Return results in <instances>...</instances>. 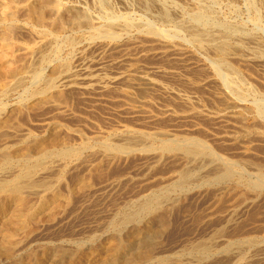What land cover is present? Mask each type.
Wrapping results in <instances>:
<instances>
[{
    "label": "rangeland",
    "instance_id": "rangeland-1",
    "mask_svg": "<svg viewBox=\"0 0 264 264\" xmlns=\"http://www.w3.org/2000/svg\"><path fill=\"white\" fill-rule=\"evenodd\" d=\"M41 1L0 0V112L7 118L0 128V152L10 149L14 157V163L0 165V181L39 156L27 145L30 136L49 142L54 137L59 142L51 150L91 143L82 149L84 156L69 161L53 154L50 170L36 175L53 186L27 189L31 194L25 190L26 205L18 206L1 194L0 225L6 229L0 228V242L5 243H0V264H66L79 250L102 253L103 261L113 240L130 250L121 264H264V0ZM36 2L46 12L43 20L35 16ZM71 11L83 19L81 23L69 17ZM87 15L91 18L85 19ZM222 41L234 47L227 62L216 59L213 50ZM27 64L35 69L27 70ZM62 69L76 74L75 80L63 83L57 78L52 91L37 103L34 90L45 87L51 73ZM136 131L155 138L134 144L130 135ZM181 137L196 139L206 155L191 161L178 151L161 149L162 141L181 142ZM123 139L135 145L129 153L103 148L104 141L119 144ZM24 149L29 157L21 153ZM183 170L191 177L180 184ZM147 200L158 204L119 225L117 220L127 211ZM144 221L152 225V232L137 233L134 226ZM8 246L11 250L5 253Z\"/></svg>",
    "mask_w": 264,
    "mask_h": 264
},
{
    "label": "bare ground",
    "instance_id": "bare-ground-1",
    "mask_svg": "<svg viewBox=\"0 0 264 264\" xmlns=\"http://www.w3.org/2000/svg\"><path fill=\"white\" fill-rule=\"evenodd\" d=\"M42 1H44V0H42ZM41 1V2H42ZM47 2L48 1H51V0H46ZM45 1V2H46ZM101 1V0H100ZM104 1V0H103ZM166 1V0H165ZM41 2L38 4V2H36L35 3V7H34V13H35V16H36V18L37 19H41L42 18V13L44 14V13H46L45 12V10H44V12H43V5L41 4ZM55 2H57V1H55ZM144 2V1H143ZM169 2V1H168ZM106 3H107V1H106ZM159 3V2H158ZM54 4V3H53ZM52 4V5H53ZM59 4V2L57 3V5ZM105 4V3H104ZM168 4V3H167ZM52 5H51V7H52ZM55 5H56V3H55ZM56 5V6H57ZM159 5H163V4H159ZM165 5H166V3L163 5L164 7H165ZM169 5V4H168ZM99 6H101V5H99ZM171 6V5H170ZM47 7V6H46ZM54 7V6H53ZM52 7V8H53ZM58 7V6H57ZM198 7V6H197ZM203 7V6H202ZM47 8H49V7H47ZM51 8V9H52ZM163 8V7H162ZM171 8V7H170ZM68 9V8H67ZM161 9V8H160ZM177 9V8H176ZM197 9V8H196ZM195 9V10H196ZM201 9V8H200ZM206 10H207V8H205ZM165 10V9H164ZM171 10V9H170ZM178 10V9H177ZM194 10V11H195ZM204 10V9H203ZM47 11V10H46ZM65 11H66V9H65ZM69 11V10H68ZM201 11V10H200ZM209 11V10H208ZM167 12V11H166ZM48 13V12H47ZM57 13V12H56ZM162 13V12H161ZM198 13H199V11H198ZM203 13H206L205 11H203ZM81 14V13H80ZM165 14H167V13H165ZM170 14V13H169ZM47 14H45L44 16H46ZM192 15H193V17H195L194 16V14L192 13ZM195 15H197V13L195 14ZM198 15H200V14H198ZM202 15V14H201ZM210 15V14H209ZM34 16V17H35ZM87 16H89V15H87ZM112 15H110V17H111ZM114 16V15H113ZM185 16H187V15H185ZM206 16V15H205ZM204 16V17H205ZM211 16V15H210ZM33 17V18H34ZM62 17V16H61ZM68 17V16H67ZM70 18H72L73 20H75V21H77V22H80L81 23V21L83 20H81L80 21V18H79V15L75 12V11H71V14H70V16H69ZM163 17V16H162ZM166 16L164 15V17H163V19L165 18ZM47 18V17H46ZM66 18V17H65ZM91 17L89 16V18H85V19H90ZM114 18H116V17H114ZM200 18L202 19V17L200 16ZM211 18V17H210ZM35 19V18H34ZM58 19H59V17H58ZM170 19V18H169ZM189 19V18H188ZM206 19V18H205ZM208 19V18H207ZM41 20H43V19H41ZM92 20V19H91ZM110 20H112L113 21V19H110ZM126 20H128V19H126ZM164 20H166V18L164 19ZM192 20L194 21V22H196L195 21V19H193L192 18ZM198 20V19H197ZM60 21H62V19H60ZM86 22H89V20H85ZM124 21V20H123ZM129 21V20H128ZM209 21V20H208ZM65 22V21H64ZM69 22V21H68ZM71 22V21H70ZM115 22V21H114ZM121 22V21H120ZM126 22V21H125ZM131 22V21H130ZM44 23V22H43ZM61 23V22H60ZM63 23V22H62ZM61 23V24H62ZM94 23V22H93ZM92 23V24H93ZM123 23V22H122ZM128 23V22H127ZM126 23V24H127ZM182 23V22H181ZM184 23V22H183ZM198 23H200V21L198 22ZM202 23H205V20H203V22ZM202 23H200V24H202ZM207 23V22H206ZM214 24H215V22H213ZM219 23V22H218ZM39 24H40V22H39ZM92 24H91V26H92ZM129 24V23H128ZM187 24H189V23H187ZM187 24H185V26L187 25ZM212 24V23H211ZM213 24V25H214ZM220 25H221V22L219 23ZM222 24H224V22L222 23ZM86 25V24H85ZM113 25V24H112ZM121 25V24H120ZM132 25H134V24H132ZM131 25V26H132ZM190 25V24H189ZM189 25H187V27L189 26ZM193 25V24H192ZM209 25V24H208ZM216 25H217V23H216ZM220 25H219V27H220ZM232 24H230V26H231ZM64 26V25H63ZM76 26V25H75ZM82 26H84V24L82 25ZM88 26V25H87ZM90 26V27H91ZM94 27H95V24L93 25ZM113 26H115V24L113 25ZM118 26V25H117ZM126 26V25H125ZM130 26V25H129ZM197 26H198V24H197ZM224 26V25H223ZM1 27V26H0ZM97 27V26H96ZM128 27V26H127ZM210 27V26H209ZM215 27L216 26H214V28H212V29H215ZM217 27H218V25H217ZM221 27H222V25H221ZM220 27V28H221ZM79 28V27H78ZM77 28V29H78ZM80 28H81V26H80ZM104 28H106V27H104ZM103 28V29H104ZM192 28V27H191ZM197 28V27H196ZM208 28V27H207ZM219 28V29H220ZM236 28V27H235ZM91 29V28H90ZM103 29H102V31H103ZM108 29V28H107ZM202 29V28H201ZM201 29H200V31H201ZM218 29V28H217ZM240 29V28H239ZM109 30V29H108ZM197 30V29H196ZM203 30V29H202ZM210 29H208V31H209ZM222 30V29H221ZM227 30H229V29H227ZM242 30V29H241ZM116 30H114V32H115ZM151 31V30H150ZM206 31V30H205ZM204 31V32H205ZM207 31V32H208ZM215 31V30H214ZM225 31H226V29H225ZM231 31V30H230ZM233 31H234V29H233ZM244 31V30H243ZM44 32H46V31H44ZM43 32V33H44ZM97 32V31H96ZM105 32V31H104ZM107 32H109V31H107ZM152 32V31H151ZM163 32V31H162ZM196 32V31H195ZM210 32V31H209ZM239 32V31H238ZM164 33V32H163ZM162 33V34H163ZM219 33H221L222 34V32L220 31ZM226 33V32H225ZM224 33V34H225ZM227 33H229L228 31H227ZM226 33V34H227ZM233 33V32H232ZM243 33V32H242ZM242 33H241V35H242ZM245 33V32H244ZM201 34V33H200ZM204 34V33H203ZM207 34V33H206ZM213 34V36H214V33H212ZM240 34V33H239ZM246 35H247V33H245ZM47 35V34H46ZM109 35H110V32H109ZM156 35H158V34H156ZM198 36H199V34H197ZM215 35H217V34H215ZM229 35V34H228ZM235 35V34H234ZM246 35H244V36H246ZM45 36V35H44ZM50 36V35H49ZM53 36V35H52ZM91 36V35H90ZM119 36V35H118ZM164 36V35H163ZM206 36H208V35H206ZM218 36V35H217ZM222 36H223V34H222ZM232 36V35H231ZM237 36V35H236ZM235 36V37H236ZM243 36V35H242ZM241 36V37H242ZM251 36V35H250ZM45 37H47V36H45ZM117 37V36H116ZM115 37V38H116ZM197 37V36H196ZM229 37V36H228ZM233 38H235L234 36H232ZM249 37V36H248ZM237 38V37H236ZM71 39V38H70ZM198 39V38H197ZM200 39H202V38H199V40ZM220 39V38H219ZM218 39V40H219ZM222 39V38H221ZM255 39V38H254ZM74 41L75 42V40L74 39H71L70 41ZM112 40V39H111ZM198 40V41H199ZM211 40V39H210ZM210 40H207V41H210ZM214 40V39H213ZM229 40H230V37H229ZM233 40V39H232ZM237 40V39H236ZM243 40V39H242ZM249 40H253V39H251V37H249ZM195 41V40H194ZM198 41H197V43H198ZM212 41V40H211ZM210 41V42H211ZM234 41V40H233ZM244 41V40H243ZM54 42V41H53ZM68 42H69V40H68ZM204 42H206V40L204 41ZM220 42V41H219ZM231 42V41H230ZM237 42H239V41H237ZM245 42L246 41H244L243 43L245 44ZM71 43V42H70ZM242 43V44H243ZM76 44V43H75ZM199 44V43H198ZM204 44V43H203ZM59 45V44H58ZM72 45V44H71ZM74 45V44H73ZM233 45V44H232ZM204 46V45H203ZM216 46H217V44H216ZM201 47V46H200ZM242 47V46H241ZM243 47H245V46H243ZM232 48H234V47H231L230 46V44L229 43H227L226 41H222L218 46H217V48L216 47H213V50L214 49H216V51L215 52H217V57H216V59H219V60H221V61H223V62H227V59H228V55H229V53L231 52V50H232ZM212 50V51H213ZM244 50H245V48H244ZM237 51V50H236ZM240 51V50H239ZM60 52V51H59ZM241 52V51H240ZM214 53V52H213ZM238 54H239V52H237ZM42 54V53H41ZM215 54V53H214ZM47 55V54H46ZM215 55V56H216ZM48 56V55H47ZM49 56H51V54L49 55ZM46 57V56H45ZM229 57H231V56H229ZM234 57V56H233ZM215 58V57H214ZM233 59V58H232ZM40 60V59H39ZM218 60V61H219ZM41 61V60H40ZM39 61V62H40ZM216 61V60H215ZM221 61H219V62H221ZM218 62V63H219ZM217 63V64H218ZM222 63V62H221ZM221 63H220V66H222L221 65ZM233 63V62H232ZM37 64V63H36ZM40 64H42V63H40ZM70 63H68V65H69ZM228 64V63H227ZM230 64V63H229ZM27 65H29V64H27ZM26 65V66H27ZM39 65V64H38ZM44 65V64H43ZM232 65V64H231ZM24 67L25 69L28 67ZM40 66V65H39ZM65 66H67V65H65ZM233 66H235V64L233 65ZM56 67V66H55ZM223 67H224V64H223ZM226 67V66H225ZM229 67H230V65H229ZM228 67V69L230 70V68ZM33 69H35L34 67H32ZM57 68V67H56ZM64 68V67H63ZM33 69H31L30 68V65H29V69L27 68V70H32L33 71ZM60 69V68H59ZM66 69H67V67H66ZM69 69H70V66H69ZM225 69H227V68H225ZM228 69H227V71H228ZM58 69H56V71H57ZM239 70V69H238ZM32 71H31V73H32ZM36 71V70H35ZM34 71V72H35ZM64 71V72H63ZM232 71V70H231ZM230 71V72H231ZM237 71V70H236ZM28 72V71H27ZM70 72V71H69ZM69 72H66V70H61V72H52L51 73V77L48 79L47 78V80H49V81H47L46 83V86L45 87H42V88H40L38 85H37V87H39V89H37V90H34V92H33V94H32V96L34 97V98H36V99H38V102L37 103H39V102H42V101H39L40 99H41V97L43 96V94H45V93H49V92H51L52 90H51V88H53L54 87V81H56V79L57 78H59V80L62 82L63 81V83H68V82H71V81H74L75 80V77H76V74H74V73H69ZM235 72V71H234ZM25 73H26V71H25ZM27 74V73H26ZM227 74H228V72H227ZM229 74H231V73H229ZM228 74V75H229ZM3 75L5 76V75H7V74H5V73H3ZM233 75H234V73H233ZM2 76V75H1ZM7 76H9V74L7 75ZM6 76V78L8 79L9 77H7ZM30 76V75H29ZM225 76V75H224ZM3 77V76H2ZM1 77V78H2ZM10 77H11V75H10ZM46 77V76H45ZM229 78H230V76H228ZM238 77V76H237ZM236 77V78H237ZM240 77V76H239ZM23 78V77H22ZM40 78V77H39ZM234 78V77H233ZM232 77H231V79H233ZM5 79V78H4ZM224 79H226V78H224ZM228 79V78H227ZM226 79V80H227ZM6 80V79H5ZM19 80V79H18ZM144 80V79H143ZM234 80H236L235 78H234ZM0 81H1V79H0ZM230 81V80H229ZM228 81V82H229ZM237 81H239L238 80V78H237ZM8 82V81H7ZM226 82V81H225ZM232 82V81H231ZM9 83V82H8ZM19 83H20V80H19ZM58 83V82H57ZM56 83V84H57ZM73 83V82H72ZM227 83V82H226ZM234 83V82H233ZM5 84V83H4ZM18 83H15V85H17ZM235 84H241V82L240 83H235ZM1 85H3V84H1ZM7 85V84H6ZM14 85V86H15ZM41 85V84H40ZM44 85V84H43ZM227 85H229L228 83H227ZM241 85H243V84H241ZM240 85V86H241ZM229 86H232L231 85V83H230V85ZM233 86H235L234 84H233ZM239 86V87H240ZM3 87H4V89H7V86H4L3 85ZM56 87V86H55ZM226 87V86H225ZM228 88V87H227ZM231 88V87H230ZM235 88H237V90H238V87H234V89ZM3 89V88H2ZM1 89V90H2ZM12 89V88H11ZM10 89V90H11ZM242 89V88H241ZM240 90V89H239ZM7 91H8V89H7ZM230 91H232V89L230 90ZM235 91V90H234ZM9 92V91H8ZM242 92H243V90H242ZM58 93V92H57ZM235 93H236V91H235ZM5 94H8V93H5ZM238 94H240V93H238ZM241 95H243V93H241ZM48 96V95H47ZM51 96H52V94H50L49 96H48V99H50L51 98ZM56 96V95H55ZM54 96V101H55V98L57 97H55ZM29 97V96H28ZM59 97V96H58ZM57 97V98H58ZM47 99V100H48ZM27 100H30V99H27ZM43 100L45 101L46 100V98L44 99L43 98ZM57 100V99H56ZM50 101H52V100H50ZM231 101V100H230ZM56 102V101H55ZM235 103V102H234ZM263 103V102H262ZM23 105V104H22ZM232 105H234V104H232ZM264 106V105H263ZM21 106H19V107H16V108H20ZM255 108V107H254ZM4 109V108H3ZM5 109H6V107H5ZM13 110V109H12ZM254 110V109H253ZM18 112H19V109L17 110ZM252 111V110H251ZM255 111V110H254ZM20 112H21V110H20ZM253 112V111H252ZM264 112V111H263ZM8 113V112H7ZM17 113V112H16ZM4 114V113H3ZM15 114V113H14ZM256 114V113H255ZM17 115V114H16ZM262 115H264V114H262ZM12 118V117H11ZM7 118L6 117H3L2 116V112H0V128L1 127H3V126H5V125H7V120H6ZM12 119H15V118H12ZM18 120V119H17ZM13 121V120H12ZM16 121V120H15ZM14 121V122H15ZM13 123V122H12ZM15 124V123H14ZM13 124V125H14ZM18 125V123L16 124V125H14V126H17ZM11 126V125H10ZM21 126V125H20ZM7 127V126H6ZM9 128V127H8ZM16 128V127H15ZM12 129V128H11ZM17 129V128H16ZM15 129V130H16ZM18 129H21V127H18ZM22 130V129H21ZM17 131V130H16ZM124 131V130H123ZM22 132V131H21ZM127 132H128V130H127ZM130 132H131V130H130ZM24 133V132H23ZM160 132H158L157 134H159ZM21 134V133H20ZM25 134H27V133H24L23 134V136L25 135ZM31 134V133H30ZM161 134V133H160ZM159 134V135H160ZM163 134H165V132H163ZM168 134V133H167ZM6 135H8L7 137H9V135L10 134H6ZM36 135H38V134H36ZM124 135V134H123ZM132 135V134H131ZM130 135V138L132 139V143H134L133 141H135L136 143L138 142H140V140H142V139H146V138H151V139H154L155 138V136H153V135H151V134H147V132H145V133H143V132H134V134L131 136ZM2 136V135H1ZM16 137L18 136V135H15ZM20 136V135H19ZM18 136V137H19ZM43 136V135H42ZM53 136H56V135H53ZM119 136H120V134H119ZM168 136V135H167ZM170 136V135H169ZM12 137H14V136H12ZM22 137V136H21ZM25 137H27V135H25ZM163 137H164V135H163ZM179 137V136H178ZM2 138H4V137H2ZM10 138V137H9ZM47 138V137H46ZM53 138V139H52ZM50 137V142L49 141H46V139H44V137L43 138H38V137H33V136H30L29 137V139L27 140V142H28V144L27 145H29V146H31L30 148H32V146H34L38 151H39V156H37V158L34 160V161H31V162H29L28 160H27V164H26V166L24 167V169L21 171L20 170V172L18 173V174H16V175H14L12 178H10L9 176H7V177H9L10 179H7L6 181H4V182H1L0 181V197H1V194H5V196L6 197H8V198H10L11 200H12V202H14L15 204H18V206H22V203H25V202H23V201H25L24 199H26V198H24V194H25V190L26 191H28L27 189H33V190H38L37 188L38 187H45V189L46 190H50L51 189V185L52 184H46V183H43L42 181H40V180H37V178H38V176H37V178H36V175L38 174V171L39 170H50V165H51V160H50V158H52V155L53 154H56V156H59V157H61L62 159H64V160H68L69 161V159H71V158H73V157H76V156H79L80 154H81V152H82V149H84V148H87V147H89L90 146V143H91V141L90 142H85V143H83L81 146H78V147H69V146H63V147H61V148H58V149H56V148H54L53 150H51V147L53 148V146H54V143L56 144L57 142H59V141H56V142H54V137ZM56 138H58V137H56ZM125 138H126V136H125ZM182 139V141L181 142H177V141H174V140H171V141H162V143H161V149H163V150H165V151H178V154H179V152L181 153V154H183L185 157H187V158H189L190 160L191 159H194V158H196V159H198V158H200V159H202V157H204V155H206L205 153H206V149H205V147L203 146V145H201L200 143H198L197 141H195L192 137H181ZM195 138V137H194ZM1 139V138H0ZM20 139V138H19ZM19 139H17V140H19ZM48 139V138H47ZM121 139H122V137H121ZM180 139V138H179ZM15 141H17L16 139H14ZM14 140H12V141H14ZM126 140V139H125ZM124 139H123V143H121L120 141H119V144H114V143H110V142H108V141H104V142H102V145H103V148L105 149V150H107V151H115V152H127V151H130V150H132L133 148H135V147H133V146H135L134 144L132 145L131 144V142L129 141V142H124L125 141ZM147 140V139H146ZM11 141V142H12ZM127 141V140H126ZM151 141V140H150ZM23 142V141H22ZM61 142V141H60ZM64 142H66L65 140H64ZM68 142V141H67ZM66 142V143H67ZM143 142H145V140H143ZM9 143V142H8ZM7 143V144H8ZM13 143V142H12ZM69 143V142H68ZM138 143H137V145H138ZM147 143H149V142H147ZM10 144V143H9ZM25 144V143H24ZM23 144V145H24ZM49 144L51 145L52 144V146H49ZM70 144V143H69ZM140 144V143H139ZM142 144V143H141ZM57 145V144H56ZM101 145V146H102ZM143 145H147L146 143H144ZM0 146H1V144H0ZM5 146V145H4ZM3 146V147H4ZM9 146V145H8ZM24 146H26V145H24ZM97 146V145H96ZM99 146H100V144H99ZM14 147V146H13ZM28 147V146H27ZM26 147V148H27ZM58 147V146H57ZM98 147V146H97ZM12 148V147H11ZM15 148V147H14ZM13 148V149H14ZM95 148V147H94ZM136 148H138V147H136ZM144 148V147H143ZM13 149H11V150H13ZM20 149H23V147L22 148H20ZM34 149V148H33ZM149 149H151V148H149ZM157 149V148H156ZM160 149V150H161ZM17 150V149H16ZM19 150V149H18ZM36 150V151H37ZM14 151V150H13ZM22 151V150H21ZM24 151H26V152H24ZM31 151V150H30ZM35 150H33V152H34ZM35 151V152H36ZM100 151V150H99ZM148 151H150V150H148ZM165 151H164V153H165ZM16 152V151H15ZM24 152V154L23 155H25V156H27L28 155V157H29V154H27L28 152H27V149H24L21 153H23ZM84 152V151H83ZM98 151H96V153H97ZM101 152V151H100ZM161 152V151H160ZM18 152H16L15 154H17ZM19 153H20V150H19ZM104 153H105V151H104ZM127 153H129V152H127ZM176 153V152H175ZM93 154V153H92ZM98 154V153H97ZM103 154V153H102ZM110 154V153H109ZM118 154V153H117ZM123 154V153H122ZM168 154V153H167ZM177 154V155H178ZM30 155H32V152H31V154ZM82 155V154H81ZM96 155V154H95ZM112 155V154H111ZM16 156V155H15ZM20 156V155H19ZM82 156H84V155H82ZM212 156V155H211ZM14 157H13V154L11 153V151H10V149L8 150V149H5V150H2L1 152H0V165H7V164H9V163H14V159H13ZM57 159V158H56ZM47 160V161H46ZM79 160V159H78ZM206 160V159H205ZM209 160V159H208ZM208 160H206V161H208ZM54 161V160H53ZM56 161V160H55ZM67 161V162H68ZM186 161H187V159H186ZM189 161V160H188ZM192 161V160H191ZM195 161V160H194ZM210 161V160H209ZM216 161V160H215ZM21 162V161H20ZM62 162V161H61ZM200 162V161H199ZM53 163V162H52ZM190 163V162H189ZM208 163V162H207ZM212 163V162H211ZM217 163V162H216ZM64 164V163H63ZM63 164H61V165H63ZM195 164V163H194ZM197 164V163H196ZM199 164V163H198ZM197 164V165H198ZM203 164V163H202ZM205 164V163H204ZM213 164V163H212ZM16 165V164H15ZM14 165V166H15ZM214 165H218L219 166V164H214ZM191 166V165H190ZM193 166V165H192ZM201 166H204V165H201ZM5 167V166H4ZM18 167V166H17ZM19 167H20V165H19ZM187 167V166H186ZM185 167V168H186ZM8 168V167H7ZM52 168V167H51ZM54 168V167H53ZM57 168H58V165H57ZM191 168V167H190ZM198 168V167H197ZM200 168H202V167H200ZM215 168V167H214ZM21 169V168H20ZM221 170H222V168H220ZM15 170V169H14ZM60 170V169H59ZM189 170V169H188ZM191 170H194L193 168H191ZM214 170H216V169H214ZM18 171V170H17ZM16 171V172H17ZM52 171V170H51ZM51 171L49 172V173H51ZM55 171H56V169H55ZM225 171V170H224ZM259 171V170H258ZM46 172H48V171H46ZM45 172V173H46ZM53 172V171H52ZM183 173V175H182V173ZM260 172H262V171H260ZM180 173H181V175H182V177L179 179L181 182H180V184H183V183H185L187 180H190V179H188L189 177H191L189 174L191 173V172H189V171H187V170H183V171H180ZM192 173H193V171H192ZM201 173V172H200ZM217 173V172H216ZM219 173H220V171H219ZM221 173H222V171H221ZM232 174H234L233 172H231ZM41 174V173H40ZM48 173H46L45 175H47ZM58 175H59V172L57 173ZM64 174V173H63ZM223 174H224V172H223ZM228 174H229V172H227L226 171V173L224 174V177L227 175L228 176ZM5 175V174H4ZM39 175V174H38ZM58 175H56V176H58ZM179 175V174H178ZM197 176H195V177H201L202 175H200V176H198V174H196ZM40 176V175H39ZM219 176H221V175H219ZM256 176H260L259 174L258 175H256ZM261 176H262V174H261ZM1 177V176H0ZM3 177V176H2ZM41 177H43V176H41ZM45 177H47V176H45ZM194 177V176H193ZM203 178H204V175L202 176ZM215 177V176H214ZM217 177V176H216ZM263 177V176H262ZM44 178V177H43ZM42 178V179H43ZM49 178V177H48ZM52 178H53V175H52ZM209 178V177H208ZM1 179V178H0ZM3 179H4V177H3ZM54 179V178H53ZM56 179V178H55ZM194 179V178H193ZM196 179V178H195ZM207 179V178H206ZM217 179V178H216ZM223 179V178H222ZM225 179V178H224ZM2 180V179H1ZM62 180V179H61ZM61 180L59 181L60 183H61ZM84 180V179H83ZM214 180V179H213ZM220 180H221V178H220ZM233 180V179H232ZM46 181H47V179H46ZM52 181V180H51ZM56 181V180H55ZM86 181V180H85ZM196 181V180H195ZM223 181V180H222ZM264 181V180H263ZM57 182V181H56ZM59 182H58V184H59ZM80 182V181H79ZM84 182V181H83ZM256 182V181H255ZM52 183H54L53 181H52ZM189 183V182H188ZM57 184V185H58ZM86 184V183H85ZM176 184H178V186H179V183H176ZM175 184V185H176ZM257 184H259V183H257ZM56 185V186H57ZM82 185V184H81ZM88 185V184H87ZM86 185V186H87ZM260 185H262V184H260ZM53 186V185H52ZM80 186V185H79ZM83 186V185H82ZM181 186V185H180ZM257 186H259V185H257ZM84 187V186H83ZM253 187V186H252ZM260 188V187H259ZM180 189V188H179ZM42 190H44V189H42L41 188V190H40V192L42 193ZM57 190V189H56ZM257 190V189H256ZM39 191V190H38ZM37 191V192H38ZM54 191V190H53ZM33 192H36V191H33ZM37 192L35 193V194H37ZM58 192V191H57ZM57 192H55V193H57ZM28 193L29 194H31L30 193V190L28 191ZM46 193V192H45ZM45 193L43 194V195H45ZM54 193V192H53ZM60 193V192H59ZM157 193V192H156ZM28 194V195H29ZM34 194V193H33ZM32 194V195H33ZM52 194V193H51ZM62 193H60V195H61ZM27 195V193L25 194V196ZM27 195V196H28ZM47 195H48V193H47ZM49 195H50V193H49ZM53 195H55V194H53ZM57 195V194H56ZM63 195V194H62ZM151 195V194H150ZM3 196V195H2ZM31 196V195H30ZM39 196V195H38ZM65 196H67V195H65ZM65 196H64V198H65ZM154 196V195H153ZM168 196V195H167ZM46 197V196H45ZM49 197V196H48ZM58 197H59V195H58ZM63 197V196H62ZM160 197H162V195L160 196ZM53 198H54V196H53ZM63 198V199H64ZM152 198V197H151ZM1 199V198H0ZM63 199L61 200V202L63 201ZM30 200V199H29ZM42 200V199H41ZM41 200H40V202H41ZM51 200V199H50ZM66 200H68V199H66ZM166 200V199H165ZM27 201H28V199H27ZM45 201V203L46 202H48L47 200H44ZM43 201V202H44ZM60 201V200H59ZM2 202H4V201H2ZM8 202V201H7ZM42 202V203H43ZM66 202V201H65ZM64 202V203H65ZM162 202V201H161ZM52 203V202H51ZM60 203V202H59ZM29 204H30V202H29ZM139 204V203H138ZM158 204V201L157 200H147V201H144V202H142L141 201V203L139 204V206L135 209L134 208V210L133 211H127V213H125L124 215H123V217H122V219H120V220H117V221H119V225H123V224H126V223H128V222H131V221H134V220H136L138 217H139V214H140V212H142V211H144V210H148V211H151L156 205ZM162 204V203H161ZM160 204V205H161ZM25 205H26V203H25ZM44 204H42L41 206H43ZM56 205H57V202H56ZM10 206V205H9ZM17 206V207H18ZM47 206V205H46ZM49 206H52V205H50V203H49ZM137 206V205H136ZM6 207H8V206H6ZM13 207V206H12ZM15 207H16V205H15ZM45 207V206H44ZM55 207V206H54ZM53 207V210L55 209ZM1 208V207H0ZM10 208V207H9ZM22 208H24V209H26L25 207H21V209ZM14 209V208H13ZM20 209V208H19ZM18 209V210H19ZM28 210V209H27ZM27 210H24L25 212H27ZM30 210H31V207H30ZM154 210H158V209H154ZM1 211V210H0ZM14 211V210H13ZM17 211V210H16ZM51 211V210H50ZM49 211V212H50ZM8 213V212H7ZM13 213V212H12ZM19 213V212H18ZM21 213V212H20ZM154 213V212H153ZM156 213V212H155ZM26 214V213H25ZM121 214V213H120ZM146 214V213H145ZM149 214V213H148ZM157 214V213H156ZM156 214H154V215H156ZM23 215V214H22ZM21 215V217H23ZM142 215V214H141ZM1 216V215H0ZM18 216V215H17ZM30 216V215H29ZM32 216V215H31ZM33 216H35L34 214H33ZM9 217V216H8ZM13 217V216H12ZM11 216H10V218H12ZM20 217V218H21ZM144 217V216H143ZM148 217V216H147ZM158 217H160V216H158ZM20 218H18V217H16L15 219H19V220H21ZM23 218H25V217H23ZM31 218V217H30ZM120 218V217H119ZM3 219H4V217H3ZM6 219V218H5ZM8 219V218H7ZM146 219V218H145ZM144 219V220H145ZM158 219V218H157ZM161 220H163L162 218H161ZM7 221V220H6ZM8 221H10L9 219H8ZM13 221V220H12ZM11 221V222H12ZM24 221V220H23ZM143 221V220H142ZM155 221V220H154ZM3 222V221H2ZM25 222V221H24ZM6 224L7 222H3L2 224ZM8 223H10V222H8ZM12 223H15V222H12ZM11 223V224H12ZM17 223V222H16ZM20 223V222H19ZM117 223V222H116ZM136 223V222H135ZM18 224V223H17ZM20 224H22V222L20 223ZM19 224V225H20ZM10 225V224H9ZM9 225H7V226H9ZM13 225V224H12ZM11 225V226H12ZM116 225V224H115ZM157 225V224H156ZM1 226H3L4 227V225H0V228H1ZM6 226V225H5ZM6 226V227H7ZM17 227V225L15 224L14 226H12V227ZM21 226V225H20ZM19 226V227H20ZM12 227H8V228H12ZM16 227L15 228H12L13 230H15L16 229ZM22 227H24V226H22ZM26 227V226H25ZM133 227V226H132ZM135 228V231L137 232V233H142V231H141V229H147V230H150L151 228H152V225H150V223H149V221H144L143 222V224L142 225H135L134 226ZM157 227V226H156ZM5 228V227H4ZM125 228V227H124ZM6 229V228H5ZM19 229L20 228H18V231H19ZM123 229V228H122ZM122 229H120V230H122ZM153 229V228H152ZM152 229H151V232H152ZM1 230V229H0ZM9 230V229H8ZM21 230V229H20ZM24 230V229H23ZM22 230V231H23ZM27 230V229H26ZM119 230V231H120ZM17 231V232H18ZM21 231V232H22ZM118 231V232H119ZM132 231V230H131ZM10 232V231H9ZM9 232H7V233H9ZM15 232V231H14ZM16 232V233H17ZM155 232V231H154ZM1 233H4V232H1ZM0 233V234H1ZM6 233V232H5ZM120 233V232H119ZM121 234V233H120ZM119 234V235H120ZM6 235H8V234H6ZM117 235V234H116ZM136 235V234H135ZM11 237V236H10ZM115 237H117V236H115ZM15 238H16V236H15ZM15 238H13V239H15ZM111 238V237H110ZM112 238H114V237H112ZM2 239H3V236H2ZM5 239V241L8 239V238H4ZM115 239V238H114ZM117 239H119L118 237H117ZM111 240V239H110ZM127 240V239H126ZM136 240V239H135ZM109 241V240H108ZM114 241V240H113ZM113 241H111L112 243H113ZM10 242V241H9ZM9 242L7 241V244H9ZM15 242V241H14ZM0 243H4L3 241L2 242H0ZM102 243V242H101ZM108 243H110V242H108ZM111 243V245H109L108 244V246L105 248V253H106V255L104 256V258L105 259H107V257H108V259L107 260H103L102 261V253H99V252H96V251H91L90 253H85V251L83 252L82 250H79L80 252H78L75 256H69L70 258L66 261V264H98V262L99 261H102L101 262V264H108V263H110L109 262V259H114V262L116 261V262H118V263H116V264H121V262H124V261H122V260H125V259H127V258H129V257H127V255L129 254V251L130 250H128V249H126V244L124 245L121 241H115L113 244ZM5 244V243H4ZM14 245H17V244H14ZM104 245V244H103ZM9 246H11V243H10V245ZM7 247L5 250H4V252L5 253H8V252H10V247ZM135 246V245H134ZM138 246V245H137ZM4 247V246H3ZM15 247V246H14ZM13 247V248H14ZM94 247V246H93ZM105 246H103V248H104ZM1 249V248H0ZM84 249V248H83ZM97 249V248H96ZM14 251V250H13ZM87 251V250H86ZM70 252V251H69ZM72 252V251H71ZM2 253V252H1ZM136 253H138V252H136ZM67 254V253H66ZM130 255V254H129ZM140 255V253L137 255V256H139ZM65 256H67V255H65ZM61 257H62V255H61ZM127 257V258H126ZM143 257V256H142ZM141 257V258H142ZM65 258V257H64ZM135 258V257H134ZM139 258V257H138ZM144 258V257H143ZM131 259V258H130ZM41 260H43L44 261V258H42ZM63 260V259H62ZM128 260V259H127ZM48 261V260H47ZM110 261H113V260H110ZM131 261H134V260H131ZM112 263V264H115V263ZM64 264V263H63ZM99 264H100V262H99ZM111 264V263H110ZM126 264V263H125ZM127 264H128V262H127Z\"/></svg>",
    "mask_w": 264,
    "mask_h": 264
}]
</instances>
